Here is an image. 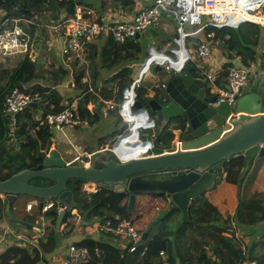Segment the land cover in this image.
I'll return each instance as SVG.
<instances>
[{"label":"trees","instance_id":"trees-1","mask_svg":"<svg viewBox=\"0 0 264 264\" xmlns=\"http://www.w3.org/2000/svg\"><path fill=\"white\" fill-rule=\"evenodd\" d=\"M62 1L69 4L75 0ZM51 2L52 0H0V31L12 27L13 19L23 17L30 22L26 23V29L31 34L32 40L37 31L44 34L47 24L42 23L40 18L49 15L52 20L55 8L47 9ZM135 3L136 0H84L81 7L93 10L99 21H103L110 12H118L124 16V19L131 18L135 13ZM80 10L85 12V9ZM210 31H214L216 36L221 38L229 35L228 39L222 40L218 48L223 52L227 63L224 65V71L216 76L214 82L217 88H225L228 85L229 68L237 65L236 59L240 60L244 68H250L261 60L258 49L264 38V26L246 21L237 28L223 27L206 30L207 33ZM176 34L175 31L174 36ZM144 37L153 39L150 32H147ZM94 40H96L97 54H92L89 67L86 64L78 67L74 85L79 90V95L71 97L67 104H64V96L60 90L66 71L60 74L51 70H42V64L39 63L37 56L31 54V48L16 58L2 59L0 57V155L2 154L0 181L11 177L13 168L21 171L32 169L38 164L39 152L49 151L55 140L62 135L61 132H56L47 126L44 120L49 114L70 108L74 102L77 103L76 113L81 124L87 122V126H94L99 123L103 117H106L104 108H107L110 117L116 118L117 129L111 135L99 139L100 150L107 147L108 139L127 131V125L125 128L118 129L121 119L119 106L123 101L124 91L138 77L141 62L146 58L149 47L144 53L141 38L128 39L125 43L119 44L110 34L99 36ZM92 42L88 46H92ZM199 44L200 38H189L187 41L192 57L195 56L197 60L196 51ZM82 50L84 53L85 47ZM66 57H64L65 60ZM187 66L190 67L194 77L210 71L207 66H198V62L193 59ZM17 87L25 93L39 95L40 98L37 106H32L18 118L15 137H13L10 134V121L5 113L4 104L10 91ZM161 87L162 83L159 82L152 88L154 95L146 97L147 99L145 96L148 94V87L146 88L143 82L136 87L137 99L148 107V112L150 100L158 98ZM210 95L217 97L218 93L209 92ZM126 101L129 106L134 105V101L127 93ZM108 102L113 103V107L109 108ZM89 105L93 106L92 110L89 109ZM158 126L160 123L157 124L154 145L168 149L174 139L173 132L166 128L160 133ZM142 150L143 148L138 151ZM134 151H136L135 147L127 146L123 142L118 152L126 154ZM110 155L117 160L113 152ZM258 158L263 161V164L253 173L255 179L252 184L253 190L248 196L239 199L234 214L227 217H224L218 206L210 201L207 192L200 200L192 202L189 218L185 222H181L180 210L176 208L169 211L168 199L156 192L137 193L135 208L131 213L128 211V206L126 207L129 202V193H117L100 188L97 192L99 197L97 200L95 194L84 198V203L81 202L80 207L77 208L81 220L87 222L93 220L89 218V215L94 214L97 209L102 213L99 221L130 219L135 228L144 234L148 248L145 253H142L143 248H140L128 254L129 244L125 248L113 240L97 241L89 237L81 241L75 240L80 227L76 220L77 215L72 212L67 213L61 226L57 227L59 211L64 206L62 204L44 214L48 224L45 226L44 235L38 239L40 250L30 251L26 247L14 244L0 253V264H39L41 262L47 264L48 261L41 252L52 253L63 240H70L71 245L88 249L89 259L83 264H241L245 260L264 264V252H262L264 232L256 238H252L246 232L245 236L251 237L247 244H244L237 236L238 228L244 231L245 226L264 222V183L260 186V182L264 181V156ZM254 164L255 161L250 162L242 154L232 157L222 170L217 171L216 181L211 189L217 187L219 181L223 180L230 185L241 187L246 182L250 171L254 169ZM93 165L102 167L100 161H94V158L91 162V166ZM85 183L82 181L77 184L69 183L68 188L74 190L77 201V186H83ZM28 198L34 200L32 197ZM53 200L56 201V199ZM38 215L39 213L33 214L30 227H40L41 224L37 223ZM149 226L151 229L147 232ZM62 227L64 228L61 229ZM179 227L181 230L177 233ZM151 234L153 237L149 239ZM161 251L165 252L164 256L160 255ZM151 253L152 255L156 253L158 257H151Z\"/></svg>","mask_w":264,"mask_h":264},{"label":"water","instance_id":"water-1","mask_svg":"<svg viewBox=\"0 0 264 264\" xmlns=\"http://www.w3.org/2000/svg\"><path fill=\"white\" fill-rule=\"evenodd\" d=\"M83 1L68 4L52 0L47 9L55 8L52 17L57 20L61 9L74 15ZM149 32L158 42L159 32ZM160 82L158 98L150 100L148 106L161 123L159 132L166 128L173 132L168 149L155 146L152 135L146 134L153 145L149 154L125 162L108 155L100 161V168L86 167L82 162L68 164L55 149L41 151L38 158L42 163L36 168H13L12 176L0 181V217L2 209L10 212L21 196L37 199L39 208L44 201L56 199L64 205L57 219L59 228L66 214L80 207L68 183L82 181L90 187L129 193V213L135 208L137 193L156 192L168 199L169 211L180 210L181 222H185L192 202L213 187L217 171L229 159L242 154L253 162L264 156V73L258 72L248 90L230 104L219 103L216 96L206 97L207 82L194 77L189 66L182 73L161 77ZM33 180H48L54 185H36Z\"/></svg>","mask_w":264,"mask_h":264},{"label":"built area","instance_id":"built-area-1","mask_svg":"<svg viewBox=\"0 0 264 264\" xmlns=\"http://www.w3.org/2000/svg\"><path fill=\"white\" fill-rule=\"evenodd\" d=\"M263 9L264 0H136L135 13L131 18L124 19L118 12L109 13L103 21H99L98 18H87L81 12H76L74 15L64 14L56 21L57 24L49 25V32L54 38L57 37L63 40L62 55L80 57L82 46L86 48L90 42L99 36L110 34L115 42L122 44L128 39H140L150 29L156 30L162 26L166 16L176 21L177 34L166 44V49L160 50L153 44L150 45L139 72L140 76L124 91L119 113L126 122L129 131L120 134L116 138L111 151L121 161L125 162L132 159H122L120 157L118 152L120 145L124 142L130 147H143L139 157L136 158L143 157L149 154L153 145L147 139L141 138V130L157 128L156 121L150 117L148 110L137 99V94L134 96V101L138 102L143 109L133 104L126 108V92L130 89L135 91L153 65L165 67L168 73H182L188 62L193 59L192 53L187 47L189 38H200L196 54L200 62L198 66L204 65L203 62L205 63L213 58L222 40L229 38L228 34L221 38L217 37L214 31L207 33V29L237 28L246 21L264 26ZM12 23V27L0 31V57L2 59L26 53L32 48V36L26 29V23L30 22L23 17H17L12 20ZM147 63V70L144 71V65ZM215 74L202 73L196 78L205 80L207 85H215L214 82L217 76ZM257 74L258 71L254 67L233 66L229 68L228 85L219 90L218 102L229 104L235 102L242 96L243 89L248 86L251 78ZM204 95L206 97L209 95L208 88ZM39 98V95L25 93L19 87L10 91L4 105L6 107L5 113L10 121L12 135L16 130L18 118L29 110L33 104H37ZM76 112V106L73 105L63 111L49 114L44 123L56 132L65 133L68 125L78 126L81 124ZM135 121L139 122L136 126H134ZM83 124L87 125V122ZM152 137L154 138L155 135H152ZM93 155L94 153L91 152L89 154L85 153V157L80 155L75 160L70 161L69 164L82 162L84 166L90 167ZM82 157L89 160H83ZM57 205L61 206L62 203L57 200H46L39 208L38 202L37 204L31 202L27 204L26 210L32 211L35 207H38L39 212L44 215ZM63 208L64 206L60 210ZM94 229L99 235L115 242L124 239L126 244H129L128 254H132L140 248H143L142 253H145L148 249L147 242L143 239L144 234L135 228L133 221L130 219L117 221L107 219L95 224ZM160 255L164 256L165 252L161 251ZM88 259L89 252L87 248L70 245L67 257L62 264H83ZM241 264H258V262L245 260Z\"/></svg>","mask_w":264,"mask_h":264},{"label":"rangeland","instance_id":"rangeland-1","mask_svg":"<svg viewBox=\"0 0 264 264\" xmlns=\"http://www.w3.org/2000/svg\"><path fill=\"white\" fill-rule=\"evenodd\" d=\"M81 8L82 7L79 6L77 12H81V10H80ZM61 12H62V14L66 13L65 9H61ZM263 12H264V9H263ZM81 13L84 14L87 18H90V16H91L90 14H89L90 16H88L86 11L81 12ZM91 13H93V12H91ZM112 13H114V12H110V14H112ZM92 16H94V14H92ZM40 20L42 23H46L47 24L46 25L47 30H50L49 25L52 24L51 23L52 20L50 21L49 15H44L43 17L40 18ZM157 29L159 31H161L162 35H164L165 37H168V35L174 36V33H175L174 30H171L169 32V34L166 33V30L163 29V26H160ZM47 30L44 32V34L45 33L47 34ZM145 34H143V35L145 36ZM144 36L141 37L142 48H143L144 53L147 52V49H148L149 45L151 44V41H152V44L156 48H158L160 50L166 49L162 45L161 46L157 45L155 40L150 39L149 37H144ZM263 40H264V38H263ZM34 45H36L35 46L36 48L33 47ZM95 47H96L95 44L92 46H87L84 50V54L81 55V58L78 59L79 61L77 62V64L72 65V62L73 61L75 62V60L72 58H71V60L66 59L65 62H67V64H68V69L66 70L67 71L66 75H64L65 79H64L63 83L60 85L61 93L64 96V104H67L71 97H76L77 95H79V90L74 85L75 73L78 70V67H80L82 64H86L88 67L91 65L92 54L96 50ZM34 48L38 53L37 59H38L39 63L42 64L41 69L42 70H51V71L55 70L54 67L49 66V64H48L49 62L46 60L47 57L51 58V62L56 60L55 57L45 54L48 52L47 45H45V43L42 41H38V42L33 41L31 50H33ZM168 52H169V50H168ZM43 54H45L44 57H43ZM64 57H66V56H64ZM144 60L141 62V64L144 63ZM193 60H196V62L200 63L195 58V56H193ZM156 67H157V65H153L151 67V69L149 70V72L144 76L143 84L146 85V84L150 83V78H151L150 76ZM158 67L164 71H167L166 68L163 66H158ZM59 73L63 74L62 72H59ZM90 80H92V76H90ZM118 82L119 81H117V83ZM152 95H154V90L148 89V94H147V96H145V98L148 96L151 97ZM73 105L76 106L77 103L74 102ZM112 105H113V103H109V102L107 103V106L109 108H111L110 106H112ZM89 109L92 110L93 106L89 105ZM103 112H104V116H106V117H103L102 120L94 126H87L84 124H80V126L75 127L72 125H68L66 128V130H67L66 134L60 135L59 138L56 140V142L52 145V147L49 151H52L53 149L60 151L63 158L66 161H73L76 159V157H78L80 155H84V157H85V153L89 154L90 152L92 153V151L94 153V157H92V159L94 158V161H98V160L101 161L104 156L110 155L112 152L111 149L115 143L116 138L119 136V134H117L113 138L108 139L109 144L107 145L106 148H103L100 150L98 143H99V139L111 135L117 129V127H116L117 120H116V118L109 116L107 108H104ZM149 115L151 118H153L156 121L157 124L160 123L157 119L156 114L154 112H152L151 110H149ZM120 118L121 119L119 121L118 129H122V127H124V128L126 127V122L124 121V119L122 117H120ZM137 123H139V122H137ZM160 126H161V123H160ZM160 126H158L159 129H160ZM127 131H129V129ZM156 131H157V128L156 129H147V130H143V131L141 130V138L146 139V137H145L146 134L155 135ZM10 134H12L11 128H10ZM12 136L15 137V132ZM139 149H141V148L135 147V150H136L135 155H129V157L133 158V157L137 156L139 153H141L138 151ZM107 150H109L111 152H108ZM0 156H2V154ZM84 157H82L83 160H86V159L89 160L88 158H84ZM262 164H263V161L261 159L257 163L254 164V169H252L250 171V173L247 176L246 182L241 187L230 185L226 182L223 183V182L219 181V183L216 185L217 187H214L212 189L213 191H211L210 193H207L208 194L207 196L210 199V201L218 206L219 210L221 211V213L223 214L224 217L233 215L236 208H237L239 199L241 197L244 198V197L248 196L249 193L251 192V190H253L252 184H253V181L255 180L253 178V173L256 172L257 171L256 168L260 167ZM263 183H264V181L263 182L261 181L260 186H262ZM98 191H100V188H98V186H96V185L94 187L88 186L87 183L84 184L83 186L78 185L77 186L78 203L79 204L81 202L84 203V198L88 197V195L92 196V194H95V196H96L95 199L97 200L99 198L97 195ZM29 200H32V199H28L25 196H21L15 202L14 210L11 211L12 214L10 212V214L8 213V214H6V216L3 217L4 218V220H3L4 224L15 225V222L13 221L14 219H19V218L24 217V215L26 214L25 204ZM33 201H36V199ZM128 204H129V202L126 204V207L128 206ZM100 211L101 210L97 209L94 212V214H90L89 218L90 219L93 218V220H91L89 222L81 220V216H79L77 214L78 217L76 220L80 224L79 225L80 226L79 232H78L79 235H82L85 233L86 227H89L91 225L97 224L98 222H101V221H99V217L102 215V213ZM37 212H38V208H36L35 211L32 212V214H36ZM74 212L75 211L73 210L72 214H74ZM40 220H41V218L38 219L39 223H42ZM116 220H120V219H116ZM244 228H245L244 232H241L242 230H240L239 228L237 229V233H238L237 236L239 238H241V239L243 238L244 240L245 239H251V238H248L247 236H245L246 230L250 233V236L252 238H254V237L256 238L258 236L260 237L261 236L260 234H262L264 232V222H261L260 224H257V225H251V226L248 225V226H245ZM241 235H242V237H240ZM152 237H153V234H151L149 239ZM143 239H145V237H143ZM146 240L148 241V239H146ZM119 243H121L126 248L127 244L124 241V239L120 240ZM150 256L151 257H158L156 255V253H155V255H152V253H151ZM159 264H163V263H159Z\"/></svg>","mask_w":264,"mask_h":264},{"label":"crops","instance_id":"crops-1","mask_svg":"<svg viewBox=\"0 0 264 264\" xmlns=\"http://www.w3.org/2000/svg\"><path fill=\"white\" fill-rule=\"evenodd\" d=\"M82 9H85V11L88 14V16L91 15L90 18L97 19V16H96V14L94 13L93 10L91 11V9H88V8H85V7H82ZM91 12H93V13H91ZM64 14H68V13L66 12V13L62 14V12H61L60 16L64 15ZM92 14H94V16H92ZM122 17L124 18V16H122ZM165 18L166 19L164 20L162 26H163V29L166 30V33L169 34V32L171 30L176 31L175 30L176 29V26H175L176 25V21L173 20L172 18L167 17V16ZM57 20H54L53 17H52V22H51L52 24H50V25L57 24V22H56ZM158 32L160 34L158 42H157V40L155 38H153V40H155L157 45H160V46L162 45V46H164L166 48V46H167L166 44L169 42V40L172 38V36L168 35V37H165L164 35H162L161 31H158ZM35 35L36 36L34 37L33 41L34 42H36V41L37 42L38 41L44 42L45 45H47V48H48L47 49L48 52L45 53V54L51 55V56L55 57V59L57 60V61L54 60V61L51 62V58L50 57H47V59H46L49 62L48 63L49 66L54 67L55 70H52V71L53 72H58V73L59 72L63 73V71H66L68 69V64H67V62H65L66 60L64 58V55H62V52H61V48L63 47V44H64L63 40H61V39H59L57 37L54 38L51 35V33L49 32V30H47V34L46 33L43 34L42 32L37 31L35 33ZM95 43H96V40H94V42H92L91 45H94ZM35 46L36 45H34L33 47H35ZM35 48L33 50H31V54H33L34 56L38 57V53L35 50ZM82 51L83 50H81V52H80L81 55L84 54ZM258 52L260 53L259 58L261 60H258V63L253 65V66H251L250 68L254 67L258 72L263 74L264 73V40L262 41V45L258 49ZM45 54H43V57H44ZM94 54H97L96 50H95ZM81 55H80V57L68 56V58L67 57L66 58L70 59V60H71V58L74 59L75 62L74 61L72 62V65H73V64H76V61L79 58H81ZM17 56L18 55H15V56H12L11 58H14V57L16 58ZM235 62L237 64L235 66L242 67V64H241L240 60L236 59ZM226 63H227V59L225 58L223 52L220 49H217V51L213 55V58L208 60L205 63L203 62L204 65L201 64V66L202 67L203 66H207L209 68V70L212 69L211 71H209L211 74L214 75V73H216L215 75L219 76L220 73L224 71V65ZM147 67H148V63L144 65V71L147 70ZM66 73H67V71H66ZM171 75H173V74L172 73H168L167 71H164V70L160 69L157 66L155 68V70L152 72L151 76H150L151 77L150 78V83L146 84V85L144 84V86L146 88L148 87L147 89L151 90L153 87H155V86H157L159 84L161 77H167V76H171ZM253 78L254 77L251 78L248 86L243 89V94L248 90L249 86H251ZM221 89L222 88H217L215 85H212V84L208 85V90H209L210 93H215V92L219 93V90H221ZM130 91L131 90H129L126 93L128 94ZM66 131H65V133H62V134H66ZM135 153H136V151L131 152V153H126V154H121V155L123 157H128L129 155H135ZM138 155L133 157V158L139 157ZM258 161H259V158H256L255 159V163H257ZM221 182L224 183V180L221 181ZM211 191H213V190L209 189L207 193H210ZM25 197L28 198L27 196H25ZM28 199H30V198H28ZM34 200H35V198H34ZM31 202H35L37 204L38 201H37V199H36V201H33V199L29 200V201L26 202L25 207L27 206V204H29ZM14 204L12 205L10 212L14 210ZM36 208H38V207H35V209ZM35 209L32 210V211H27L26 210V214L24 215V217L19 218V219H14L13 221L15 222V225L4 224V221H3L4 218L3 217L6 216V214H8V213L10 214V212H6L5 209H2L3 212H2L1 219H0V253H2L9 246H12L14 244H18L20 246L26 247L30 251H34V250H37V249L40 250L39 247H38V239H39L40 236L44 235L45 226L48 224V220L44 217V215H42L39 212V209H38L37 213H39V215L37 217V220L39 218H41L40 221L42 223H39V221H37L38 224H41L40 227H36V226L30 227L29 224L32 222V216H33L32 212H34ZM74 211H75L74 215H77L78 214V210L75 209ZM11 214H12V212H11ZM63 228L64 227H62L61 229H63ZM241 232H244V231L242 230ZM246 232L249 233L247 230H246ZM86 237H89V238L97 240V241L105 240V239L111 240L109 238H105V237L99 235L97 233V231L94 229V225L86 227L85 228V233L82 234V235L78 234L77 235V239H75V240L81 241V240L85 239ZM240 237H242V235ZM247 237L251 238L250 236H247ZM242 241L244 242V244L245 243L247 244V243H249L250 239H245L244 240L242 238ZM116 243L121 244L119 242H116ZM71 244H72V241L63 240V241H61L59 247L55 251H53L52 253H43V252H41V255L45 256V258L48 261L47 264H62L64 259L66 258L65 256H66L68 248H69L68 246L71 245ZM262 252H264V251H262ZM39 264H44V263L41 262Z\"/></svg>","mask_w":264,"mask_h":264},{"label":"bare ground","instance_id":"bare-ground-1","mask_svg":"<svg viewBox=\"0 0 264 264\" xmlns=\"http://www.w3.org/2000/svg\"><path fill=\"white\" fill-rule=\"evenodd\" d=\"M82 48H83V46H82ZM82 48L80 49V52H81V50H82ZM127 95H129L130 97H131V99L134 101V96H135V92H133V91H130ZM134 104L135 105H137V106H139V108L140 109H143L140 105H139V103L138 102H135L134 101ZM125 106H126V108H128V106H129V103L127 102V101H125ZM137 125V123H136V121L134 122V126H136ZM140 148H143V147H140ZM120 155V157L122 158V159H133V158H130L129 156L128 157H123L121 154H119ZM54 210V209H53Z\"/></svg>","mask_w":264,"mask_h":264},{"label":"flooded vegetation","instance_id":"flooded-vegetation-1","mask_svg":"<svg viewBox=\"0 0 264 264\" xmlns=\"http://www.w3.org/2000/svg\"><path fill=\"white\" fill-rule=\"evenodd\" d=\"M67 162L69 164L70 161H67ZM40 163H42V161H39L38 164L34 168H36ZM32 183L36 184V185H42V186H52V185H54V182L48 181V180H33ZM69 183H68V186H69Z\"/></svg>","mask_w":264,"mask_h":264}]
</instances>
